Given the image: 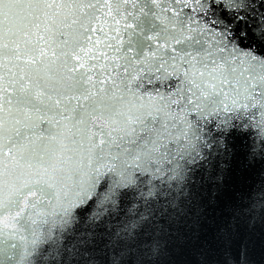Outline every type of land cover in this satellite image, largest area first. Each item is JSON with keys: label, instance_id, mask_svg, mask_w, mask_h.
Wrapping results in <instances>:
<instances>
[{"label": "snow or ice", "instance_id": "6c2138e0", "mask_svg": "<svg viewBox=\"0 0 264 264\" xmlns=\"http://www.w3.org/2000/svg\"><path fill=\"white\" fill-rule=\"evenodd\" d=\"M0 264H264V0H0Z\"/></svg>", "mask_w": 264, "mask_h": 264}, {"label": "water", "instance_id": "95a60500", "mask_svg": "<svg viewBox=\"0 0 264 264\" xmlns=\"http://www.w3.org/2000/svg\"><path fill=\"white\" fill-rule=\"evenodd\" d=\"M255 259H257V260L261 259V246H260L259 241H257V244H256V256H255Z\"/></svg>", "mask_w": 264, "mask_h": 264}]
</instances>
